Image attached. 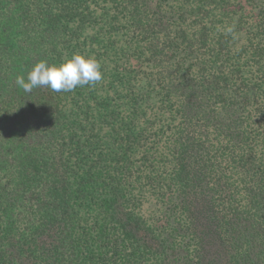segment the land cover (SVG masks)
I'll return each instance as SVG.
<instances>
[{"label":"trees","instance_id":"1","mask_svg":"<svg viewBox=\"0 0 264 264\" xmlns=\"http://www.w3.org/2000/svg\"><path fill=\"white\" fill-rule=\"evenodd\" d=\"M0 264H264V0H0Z\"/></svg>","mask_w":264,"mask_h":264},{"label":"clouds","instance_id":"2","mask_svg":"<svg viewBox=\"0 0 264 264\" xmlns=\"http://www.w3.org/2000/svg\"><path fill=\"white\" fill-rule=\"evenodd\" d=\"M101 79V64L96 58L73 54L59 65H50L41 60L34 65L26 79L23 75H18L16 84L27 93L41 86H46L54 92H71L77 86H91Z\"/></svg>","mask_w":264,"mask_h":264}]
</instances>
